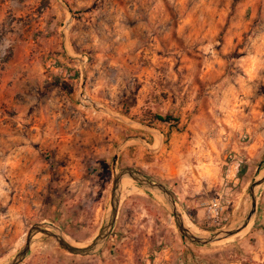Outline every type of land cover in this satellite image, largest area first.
<instances>
[{"label":"rangeland","instance_id":"374dc122","mask_svg":"<svg viewBox=\"0 0 264 264\" xmlns=\"http://www.w3.org/2000/svg\"><path fill=\"white\" fill-rule=\"evenodd\" d=\"M140 9L154 34H104L122 43L118 64L104 54L93 70L96 49L75 52L86 72L84 96L79 64L76 99L43 79L35 102L20 111L23 123L10 124L18 110L0 105V262L38 222L73 245L89 244L109 205L118 147L117 166L163 184L191 232L212 233L244 216L250 182L264 172V0H152ZM8 25L18 27V19ZM127 38L135 41L125 47ZM152 114L178 121L149 124ZM225 178L232 201L213 224L202 203ZM256 195V214L242 233L197 246L180 235L162 198L124 183L98 252L73 255L39 234L19 264H264V183Z\"/></svg>","mask_w":264,"mask_h":264},{"label":"crops","instance_id":"0c3cea01","mask_svg":"<svg viewBox=\"0 0 264 264\" xmlns=\"http://www.w3.org/2000/svg\"><path fill=\"white\" fill-rule=\"evenodd\" d=\"M63 1L68 6L55 0H0V45L10 47L7 58L0 62V105L9 103L18 110L9 123H23L20 111L39 96L43 79L56 86L55 92L64 91L67 97L75 94L76 99L80 60L75 52L81 47L96 49L94 70L102 55L109 56V64H118L120 59L114 58L122 54V43L116 45L107 38L108 43L104 34L116 39L123 34H154V22L145 18L148 11L140 9L152 0ZM10 17L18 19V27L8 25ZM126 41L125 47L135 39ZM1 116V123L6 124ZM250 145L245 146L249 153Z\"/></svg>","mask_w":264,"mask_h":264},{"label":"water","instance_id":"95a60500","mask_svg":"<svg viewBox=\"0 0 264 264\" xmlns=\"http://www.w3.org/2000/svg\"><path fill=\"white\" fill-rule=\"evenodd\" d=\"M80 65H81L80 95L84 96L86 72L81 62ZM91 102L96 108L102 109L104 112H107L106 109L99 108L93 101ZM108 113L112 115V117L114 118L120 120L123 119L120 115L114 114L112 112H108ZM138 124L142 125L141 123ZM118 151H119V147L116 150L115 154L113 155V159H112L113 173H112V186L110 190L109 205L105 212L103 222L98 233L89 244L85 246L70 244L63 238L62 232L57 227L47 222H38L32 224L29 227L26 233L25 242L23 246L15 253V255L12 256L10 259L0 262V264H19L27 255L32 242V236L36 233H42L48 237L55 238V240L58 243V246L61 249L73 255L86 256L98 252L106 242L113 228L114 222L116 220L119 204H120L121 181L124 178H128L136 182L141 189L162 198L168 209L173 214L175 226L178 232L180 233V235L185 239H187L192 244H195L197 246L211 245L236 235L241 230H243L248 225L249 222L253 220L256 214V209H257L256 190L264 183V172L262 174H258L250 182V185L248 187L249 205L241 220H239L236 224L232 226L219 229L212 233H208V234L193 233L186 227L173 194L163 184L149 179L143 173L139 172L134 168L118 167L117 166Z\"/></svg>","mask_w":264,"mask_h":264},{"label":"built area","instance_id":"2783aa9c","mask_svg":"<svg viewBox=\"0 0 264 264\" xmlns=\"http://www.w3.org/2000/svg\"><path fill=\"white\" fill-rule=\"evenodd\" d=\"M5 48L0 46V62L3 56ZM229 179L222 180L215 197L203 202L205 210L208 213V217L213 224H219L222 216L226 212L231 203V192L229 187Z\"/></svg>","mask_w":264,"mask_h":264},{"label":"trees","instance_id":"16d2710c","mask_svg":"<svg viewBox=\"0 0 264 264\" xmlns=\"http://www.w3.org/2000/svg\"><path fill=\"white\" fill-rule=\"evenodd\" d=\"M7 56H8V51L5 49L1 61H4L7 58ZM154 121H160V122H163V123H167L168 125L174 126L175 123L178 121V119L173 117V116H171V115H168V114H165V115L152 114V116L149 119L148 123L152 124ZM244 169H245V166H242L239 169V171H238V175L239 176L242 175Z\"/></svg>","mask_w":264,"mask_h":264},{"label":"bare ground","instance_id":"6f19581e","mask_svg":"<svg viewBox=\"0 0 264 264\" xmlns=\"http://www.w3.org/2000/svg\"><path fill=\"white\" fill-rule=\"evenodd\" d=\"M124 183H136V182H134V181H132V180H130V179H124V180L121 181V184H124ZM120 198H121V195H120ZM250 224H251V222H250ZM249 226H250V225H249ZM48 229H49V228H48ZM244 230H245V228H244L243 230H241L239 233H242ZM193 233H195V232H193ZM239 233H237V234H239ZM39 234H42V233H36V234H34V235L32 236V238H36V236H39ZM237 234H236V235H237ZM63 238H64L68 243H70V244L73 243L71 240H69L68 237L63 236ZM233 238H235V237H233ZM233 238H227V239L221 240V241H219V242H217V243H220V242H222V241H228V240H231V239H233ZM32 240H33V239H32Z\"/></svg>","mask_w":264,"mask_h":264}]
</instances>
